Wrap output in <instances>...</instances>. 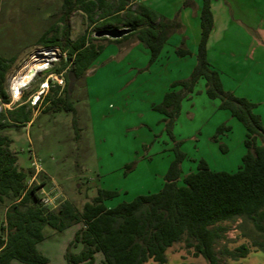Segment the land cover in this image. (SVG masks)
<instances>
[{
	"label": "rangeland",
	"instance_id": "1",
	"mask_svg": "<svg viewBox=\"0 0 264 264\" xmlns=\"http://www.w3.org/2000/svg\"><path fill=\"white\" fill-rule=\"evenodd\" d=\"M140 1L156 5L167 0ZM227 1L232 2V7L238 6L230 12L232 27L247 30L254 42H248L238 29L241 33L238 41L228 44L226 40L224 44L231 45L235 53L236 71L233 75L228 64L220 71L225 80L233 78L246 89L254 87L257 91L264 85V71L258 74V69H263L264 65V0ZM61 4L62 0H0V57H14L4 82L8 103L0 98V112L22 106L31 117L25 126L11 124L0 129V134L10 138V150L16 156L17 165L25 171L33 170L34 179L28 180V184H42L38 190L40 198L45 193L56 194V206L68 200L81 209L84 202L92 200L98 188L118 191L117 196L104 201L107 207L129 201L138 194L156 192L163 184L175 143H179L186 156L181 165L183 175L195 170L200 158H204L213 170L234 172L238 169L245 152V128L227 110L219 109L218 99L207 97L203 78L197 81L192 93L183 96L170 133L166 129L168 116L154 109L167 91L180 89V86H170L166 91L162 84L187 79L195 58L189 55L181 61L167 58L168 74L157 75L150 69L156 67L149 64L143 45L146 56L140 51L125 58L127 47L135 40L129 38L118 43L106 36L95 37L94 33L102 28L89 25L79 10L71 12L68 19L72 40L87 29L91 37L98 38L93 42L102 44L104 49L124 43L129 45L127 49L102 51L86 74L75 81L68 98L74 112L45 109L50 103L41 102L42 97L46 94L55 97L51 82L41 98L33 102L38 98L41 82L58 66L59 59L49 63L45 70L37 71L27 85L13 91L12 95V80L23 73L36 51L45 49L38 44V39L56 24L62 12ZM58 94L64 95L62 90ZM252 97L256 100L249 101L256 104L254 112L260 115L264 125V103H261L260 93ZM220 125L230 129L220 133L216 142L212 137ZM34 161L41 169L38 173H35ZM5 208L6 205L0 203V228L4 224ZM222 225L226 231L214 244L219 264H264V251L253 245L264 243V229L257 230L252 221L244 217ZM79 227L80 224L72 225L61 232L48 226L43 228L44 239L37 244V249L48 258L49 264H66L64 253ZM242 244L250 249L245 257L233 258L227 254ZM80 249L81 245L71 247L73 252ZM165 255L164 264H207L203 257L193 256L184 241L173 244ZM94 257V264H107L100 251ZM13 264L23 263L14 260ZM145 264L155 263L150 260Z\"/></svg>",
	"mask_w": 264,
	"mask_h": 264
},
{
	"label": "trees",
	"instance_id": "2",
	"mask_svg": "<svg viewBox=\"0 0 264 264\" xmlns=\"http://www.w3.org/2000/svg\"><path fill=\"white\" fill-rule=\"evenodd\" d=\"M212 0H201L199 11L200 39L196 49V63L189 77L174 81L171 87L179 90L167 91L154 109L168 116L167 131L179 113L183 96L192 93L197 81L204 79L205 93L210 99L219 100V109L227 110L245 128L243 140L245 152L241 164L234 172L213 170L204 158L196 161V168L182 174L185 153L179 143L173 147V158L163 176V184L156 192L138 194L129 201H121L107 207L105 200L118 195L117 190L98 188L91 201L84 202L81 209L64 200L56 207L44 206L38 190L41 183L28 184L35 174L17 165L10 150L11 140L0 134V203L5 204L4 224L0 228V264H11L16 260L23 264H49L48 258L38 249L44 239L43 228L48 226L57 232L80 224L68 245L64 259L66 264H94L95 253L100 251L107 264H155L166 262V250L173 244L184 241L192 255L201 256L207 264H219L214 250L215 242L226 231L224 222L238 217L248 218L255 228L264 226V125L260 115L254 112L256 104L223 88L219 73L207 59V41L213 29ZM184 7H194L195 0H183ZM61 14L56 24L46 29L38 39L45 47H57L61 52L58 66L50 73L72 69L78 78L84 76L104 50L96 44L87 29L76 39L70 38L69 15L81 11L89 25L97 29L135 26L136 29L119 42L132 38L149 51V64L154 63L168 38L183 29L179 11L167 18L151 8L133 0H62ZM178 57L191 54L185 47V38L175 47ZM14 57H0V98L8 103L4 89L6 73ZM61 96L59 88L52 90L55 97L46 94L41 102H49L45 109L74 112L69 98L67 73ZM41 98V97H40ZM31 121L22 106L0 112V129L13 124L25 126ZM227 125H220L212 137L217 136ZM219 148H224L219 144ZM81 245L77 252L72 246ZM264 251V243L253 244ZM250 252L242 244L227 254L233 258L245 257ZM187 264V263H182Z\"/></svg>",
	"mask_w": 264,
	"mask_h": 264
},
{
	"label": "crops",
	"instance_id": "3",
	"mask_svg": "<svg viewBox=\"0 0 264 264\" xmlns=\"http://www.w3.org/2000/svg\"><path fill=\"white\" fill-rule=\"evenodd\" d=\"M138 2L142 3L143 1L139 0ZM182 2L183 0H170V1L167 0L165 3H159L156 5L151 3L148 5L167 18H173L176 15L177 11L180 9L179 17L183 25V29L173 33L168 38L167 42L164 44L158 59L153 63L155 65L154 67L156 68L150 67V69H152V71L157 75L168 74L169 61L166 62L167 58H169L170 61H177L178 59L181 61V59H185L186 56L178 57L174 53L175 47H177L180 44L183 37L185 38V47L188 48L191 52L189 57L195 58L196 60V49L200 39L199 11L201 6V0H195V6L192 8L191 7L183 8L181 6ZM230 6L232 7V2L227 0H212L211 2V11L213 15V29L207 41V59L212 64V67L218 70L220 80L222 82L223 87L226 90L233 92L237 96L245 97L251 101L256 100L253 99L254 98L252 97L253 95L256 96L258 93H260L261 103L262 102L264 103V85L259 86V90L257 89L258 92L252 86H249L252 88L246 89L245 86H242L241 82H237L233 78H228L227 80H225L223 78V74L220 71L221 68H223V66H225L226 64L232 67L231 69L233 70L230 72H232L233 75L234 72L236 71L235 53H232L234 51H232L233 49L230 48L231 45L229 47L224 45L226 43V40H228L227 41L228 44H232V43L235 44L238 41L237 39L239 37L238 35L241 34L239 30H241L247 37L248 42L250 40L251 43L254 42V40L251 38V35L247 30H243L240 27H238L239 30L238 29L236 30L232 27L230 12L234 9H238V6L236 7V5H233L232 8ZM141 45L142 44L140 42L135 40L130 43V46L127 45L129 47H127L125 43L120 45L119 47H117L114 44L105 47L104 50L111 49V52H119L121 48L124 49L128 48L127 53L124 55L125 58L132 56L134 52L140 53V51H142L141 52L142 56L144 55L146 56V53H148L149 56V51L147 50V52L145 53L142 48L143 46ZM234 46L235 45H233L232 47ZM262 67L263 69H258V74L259 73L261 74L264 71V65ZM174 81H178V80H174ZM162 85H163L162 89H165L167 91L171 86V81L168 83L166 82L165 84L163 83ZM13 261H11V264H13Z\"/></svg>",
	"mask_w": 264,
	"mask_h": 264
},
{
	"label": "built area",
	"instance_id": "4",
	"mask_svg": "<svg viewBox=\"0 0 264 264\" xmlns=\"http://www.w3.org/2000/svg\"><path fill=\"white\" fill-rule=\"evenodd\" d=\"M61 52L57 47H45V49H41L36 51L33 58L41 59L44 63V67L42 69H39L38 71L45 70L48 67V64L55 61L56 59H60ZM37 72V71H36ZM35 72V73H36ZM34 73V74H35ZM67 73L66 69L62 70L60 73H50L44 81L41 82V89L38 92V98L33 100L35 103L38 99H40V95H42L44 92H46L49 88V83L51 82L54 87H58L59 90H62L65 86L66 80H65V74ZM35 168V173H38L41 171L38 164L34 161L32 163ZM34 179V177H33ZM57 198V195L49 196L45 193V196L41 199V202L44 206L47 207H56L55 199Z\"/></svg>",
	"mask_w": 264,
	"mask_h": 264
},
{
	"label": "bare ground",
	"instance_id": "5",
	"mask_svg": "<svg viewBox=\"0 0 264 264\" xmlns=\"http://www.w3.org/2000/svg\"><path fill=\"white\" fill-rule=\"evenodd\" d=\"M44 67V63L41 59L38 58H32V60L24 66L22 70V74H18L11 82V93L14 95L13 91L23 87L24 85H27V83L30 82L32 79L34 73L38 71L39 69H42ZM18 93V91H17ZM16 93V94H17Z\"/></svg>",
	"mask_w": 264,
	"mask_h": 264
},
{
	"label": "water",
	"instance_id": "6",
	"mask_svg": "<svg viewBox=\"0 0 264 264\" xmlns=\"http://www.w3.org/2000/svg\"><path fill=\"white\" fill-rule=\"evenodd\" d=\"M136 29L135 26L131 25L129 27H113V28H102L94 33L95 37H102L106 36L112 39H118L122 36L134 31ZM67 80H68V89L71 91L74 87L76 81V74L75 71L70 69L67 72Z\"/></svg>",
	"mask_w": 264,
	"mask_h": 264
}]
</instances>
